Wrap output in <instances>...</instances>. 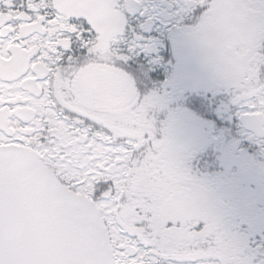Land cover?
Segmentation results:
<instances>
[{"label":"snow or ice","instance_id":"obj_1","mask_svg":"<svg viewBox=\"0 0 264 264\" xmlns=\"http://www.w3.org/2000/svg\"><path fill=\"white\" fill-rule=\"evenodd\" d=\"M176 32L264 154V0H0V264H264L157 118Z\"/></svg>","mask_w":264,"mask_h":264},{"label":"flooded vegetation","instance_id":"obj_2","mask_svg":"<svg viewBox=\"0 0 264 264\" xmlns=\"http://www.w3.org/2000/svg\"><path fill=\"white\" fill-rule=\"evenodd\" d=\"M161 54L159 76L148 88L168 93L158 120L169 113L178 117L176 150L203 182L222 227L251 246L264 243V154L247 139L235 116L238 108L221 110L228 94L214 62L201 42L184 32L165 35ZM165 80L170 82L164 85Z\"/></svg>","mask_w":264,"mask_h":264}]
</instances>
